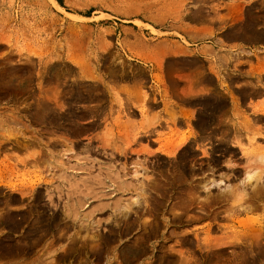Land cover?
I'll return each instance as SVG.
<instances>
[{
    "label": "rangeland",
    "instance_id": "1",
    "mask_svg": "<svg viewBox=\"0 0 264 264\" xmlns=\"http://www.w3.org/2000/svg\"><path fill=\"white\" fill-rule=\"evenodd\" d=\"M259 157L264 0H0V264H264Z\"/></svg>",
    "mask_w": 264,
    "mask_h": 264
},
{
    "label": "crops",
    "instance_id": "2",
    "mask_svg": "<svg viewBox=\"0 0 264 264\" xmlns=\"http://www.w3.org/2000/svg\"><path fill=\"white\" fill-rule=\"evenodd\" d=\"M146 48H150V49H156L159 48L161 45L160 42H147L145 43ZM167 49V47H165ZM176 49V54H179L181 56H184L185 52H183V47H175ZM206 53H207V59H206V71L204 72V74L198 78L196 80V82L192 83L191 86H187L186 84H184L181 87V91L183 93H186L189 90H192L194 92V95L196 97H209V96H214L215 92H216V81L217 78L216 76H214L213 73H211L210 71V67L212 66V64H215V62L212 60L213 57L212 55V49H205ZM166 54H169L167 52H165ZM170 55V54H169ZM173 78L171 76H166V80L167 81H171ZM211 79V83L209 82V80ZM151 81V80H150ZM259 91H256L254 93L251 94V96H253V99H250V102L248 103V100L246 98L245 101V105H250L249 107H253L256 105H259ZM245 96L248 97V95L246 94ZM184 103V102H182ZM158 108H163L161 105ZM182 108H205L203 105H196V106H186L183 105Z\"/></svg>",
    "mask_w": 264,
    "mask_h": 264
},
{
    "label": "bare ground",
    "instance_id": "3",
    "mask_svg": "<svg viewBox=\"0 0 264 264\" xmlns=\"http://www.w3.org/2000/svg\"><path fill=\"white\" fill-rule=\"evenodd\" d=\"M236 111V110H235ZM263 113V112H262ZM246 127V126H245ZM182 144V142H179L178 144H175V145H172V144H168V145H166L163 149H162V151H163V153H165V154H167V155H172L173 154V152L175 151V149L178 147V146H180ZM138 152V151H137ZM260 158V157H259ZM261 159V161L263 160V158L261 157L260 158ZM264 161V160H263ZM136 165V163L134 164V166ZM140 165V164H139ZM138 164H137V166L136 167H138L139 166ZM135 169V168H134ZM134 175H138L139 173H138V171L137 170H134ZM247 173V178H250V174L248 173V172H246ZM254 174H255V172H254ZM253 175V174H252ZM138 177V176H137ZM223 184V186H225V190H227V188L228 189H230L229 188V186L230 185H227V184H225V183H223V181L222 180H218V181H216V180H209V181H207L204 185H203V188L206 190V189H209V188H211V187H215V186H221ZM264 184V183H263ZM263 186V185H262ZM258 190V189H257ZM256 190V191H257ZM259 191V190H258ZM260 192H261V194H260ZM260 192L258 193V192H255L256 194H260V198H264V190L263 191H261L260 190ZM245 205H247V204H245ZM253 205V204H252ZM251 208V206L250 205H248L247 207L246 206H244V208H242V212H245V211H247L248 209H250ZM252 230V229H251ZM263 256V255H262Z\"/></svg>",
    "mask_w": 264,
    "mask_h": 264
}]
</instances>
